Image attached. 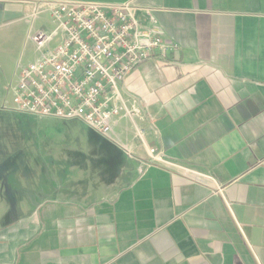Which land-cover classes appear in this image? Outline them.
Masks as SVG:
<instances>
[{"label": "crops", "instance_id": "1", "mask_svg": "<svg viewBox=\"0 0 264 264\" xmlns=\"http://www.w3.org/2000/svg\"><path fill=\"white\" fill-rule=\"evenodd\" d=\"M39 1L0 0V111L21 117L8 89L39 52H14L53 31L32 25ZM68 1L133 3L144 26L152 11L176 50L121 84L143 141L118 120V145L78 150L80 177L39 178L0 147V264H264V0ZM151 149L164 162L147 167Z\"/></svg>", "mask_w": 264, "mask_h": 264}, {"label": "built area", "instance_id": "2", "mask_svg": "<svg viewBox=\"0 0 264 264\" xmlns=\"http://www.w3.org/2000/svg\"><path fill=\"white\" fill-rule=\"evenodd\" d=\"M140 11L133 3L37 2L32 25L48 14L53 31L30 37L39 55L9 86L12 110L35 118L82 121L113 145H118L114 126L126 118L143 141L146 131L136 121L145 120V113L126 104L121 84L143 64L166 59L176 48L163 39L152 11H146L151 26L142 24ZM148 155L147 167L164 162L154 149Z\"/></svg>", "mask_w": 264, "mask_h": 264}, {"label": "rangeland", "instance_id": "3", "mask_svg": "<svg viewBox=\"0 0 264 264\" xmlns=\"http://www.w3.org/2000/svg\"><path fill=\"white\" fill-rule=\"evenodd\" d=\"M50 26L47 14L41 15L36 28ZM37 50L29 41L23 42L21 48L14 52L13 60L20 65H28ZM8 102L13 106V96L8 93ZM6 135H11L10 139ZM15 136V137H14ZM95 132L82 121H63L56 119H36L35 117H21L11 111H0V147L21 145L18 156L19 162L26 161L37 168L35 176L53 181L55 176L61 180L80 177L73 167L85 160L79 155L80 148L92 146L102 148L104 143L96 139ZM99 137V136H98ZM17 139V141H16ZM103 140V139H102ZM17 156V157H18ZM34 156V157H33ZM15 161V160H14ZM88 175V177H86ZM83 178H93V175L84 172Z\"/></svg>", "mask_w": 264, "mask_h": 264}]
</instances>
